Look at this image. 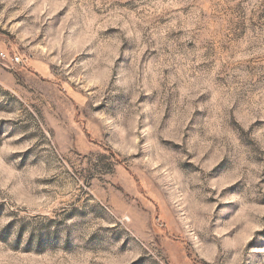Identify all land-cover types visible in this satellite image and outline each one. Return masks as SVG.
<instances>
[{"label":"rangeland","instance_id":"obj_1","mask_svg":"<svg viewBox=\"0 0 264 264\" xmlns=\"http://www.w3.org/2000/svg\"><path fill=\"white\" fill-rule=\"evenodd\" d=\"M0 264H264V0H0Z\"/></svg>","mask_w":264,"mask_h":264},{"label":"built area","instance_id":"obj_2","mask_svg":"<svg viewBox=\"0 0 264 264\" xmlns=\"http://www.w3.org/2000/svg\"><path fill=\"white\" fill-rule=\"evenodd\" d=\"M0 59L9 66H14L22 62L20 56L15 52H9L7 49H0Z\"/></svg>","mask_w":264,"mask_h":264}]
</instances>
